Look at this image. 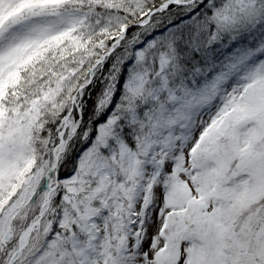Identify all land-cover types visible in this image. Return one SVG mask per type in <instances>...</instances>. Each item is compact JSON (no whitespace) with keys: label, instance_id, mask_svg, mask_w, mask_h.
I'll list each match as a JSON object with an SVG mask.
<instances>
[{"label":"snow or ice","instance_id":"1","mask_svg":"<svg viewBox=\"0 0 264 264\" xmlns=\"http://www.w3.org/2000/svg\"><path fill=\"white\" fill-rule=\"evenodd\" d=\"M0 264H264V0H0Z\"/></svg>","mask_w":264,"mask_h":264}]
</instances>
